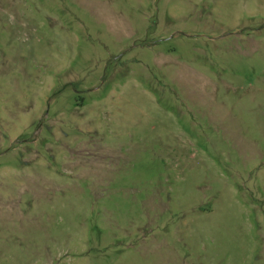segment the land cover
I'll list each match as a JSON object with an SVG mask.
<instances>
[{"label":"rangeland","instance_id":"1","mask_svg":"<svg viewBox=\"0 0 264 264\" xmlns=\"http://www.w3.org/2000/svg\"><path fill=\"white\" fill-rule=\"evenodd\" d=\"M0 264H264V0H0Z\"/></svg>","mask_w":264,"mask_h":264}]
</instances>
